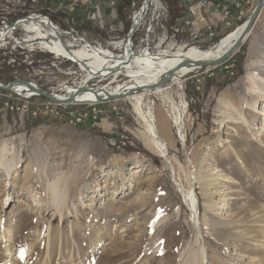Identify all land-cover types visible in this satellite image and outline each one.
Listing matches in <instances>:
<instances>
[{
  "label": "rangeland",
  "instance_id": "374dc122",
  "mask_svg": "<svg viewBox=\"0 0 264 264\" xmlns=\"http://www.w3.org/2000/svg\"><path fill=\"white\" fill-rule=\"evenodd\" d=\"M60 1L0 0V27L33 10L48 12L62 28L75 25L61 6L49 9ZM133 1L140 0L119 1L128 27L127 16L136 11ZM257 2L244 4L241 20L250 17ZM81 12L75 16L79 30L99 36L102 31L81 20ZM233 26L215 30L201 48L215 46L213 40L238 27ZM21 27L0 49L2 81L21 77L59 89L83 77L78 63L61 67ZM253 63L264 76V8L228 61L171 78L161 90L144 95L143 109L156 116L170 159L148 143L146 122L134 100L124 96L98 104L96 118L89 114L83 122L74 116L87 106L77 103L73 113L56 116L37 110L38 98L28 111L0 112V147L6 143L11 150L10 170L0 165V264H193L198 255L191 246L192 209L179 185L189 188L183 172L189 167L197 176L193 183L208 264L264 260L256 249H264V221L259 239L244 237L245 232L257 235L256 218L264 213V102L243 103L247 67ZM128 79L121 76L113 85ZM225 91L243 105V119L235 112L236 119L228 117L231 109L220 102ZM56 179L61 182L53 195L49 185Z\"/></svg>",
  "mask_w": 264,
  "mask_h": 264
},
{
  "label": "bare ground",
  "instance_id": "6f19581e",
  "mask_svg": "<svg viewBox=\"0 0 264 264\" xmlns=\"http://www.w3.org/2000/svg\"><path fill=\"white\" fill-rule=\"evenodd\" d=\"M248 20V19H247ZM243 24L239 25L233 31L228 33L224 36L221 40L217 42L215 46L210 49H202L198 45L192 44V46H187L185 44H178L175 47L170 46L167 49H161L160 54L152 55V56H138L135 58L133 62H130L127 66L124 73H126V77L129 79L125 82H119L117 85H113L119 79L118 77L122 75V73L116 71L115 75L109 78V73L113 72L114 70L107 71V66H109L112 62L116 64L124 65L125 61L127 60V56H116L112 55L111 50L107 48H102L100 46H96L93 43H88L87 47H79L75 45L68 44L63 38L62 32L54 29L52 26L49 25V21L45 19L44 16H30L24 17L19 19L14 24L16 25H9L4 28H0V46L5 44L8 40L11 33L9 30L20 26H24L25 30L29 33L34 34L33 36L30 35V39H37L41 41L40 47L48 52H62L65 57L73 60H79V67L83 71L84 75L80 81L74 82L71 85H67L64 83L63 86L59 89L57 88H50L49 91L53 92L57 97L61 98L62 100H66L68 96L73 94L78 87H84L89 84L92 88L99 87L98 93H95L94 90H86L79 92L77 95V100L80 102H92L98 100L99 96H106L107 93L112 94H120V96H124L128 99L134 100V105L138 114L144 119L146 122V131L144 133V137L149 141L148 143L152 145L157 151H159L162 155H166L168 159L169 154L167 152L166 142L162 140V136L155 126L157 124V120L155 122L156 116L149 110L145 112L143 109L144 103V95L150 93L151 91L161 90V86H157L156 88H150L151 85L159 82L162 76L168 72L171 68L175 66H179V64L184 60V58H188L190 60H210L216 59L222 54H224L233 44L236 42L238 37L240 36L243 28L246 25V21ZM47 24L49 25L48 28ZM22 28V27H21ZM22 28V29H24ZM46 28V29H44ZM61 30V28H60ZM58 37V38H57ZM97 37V36H96ZM95 37V38H96ZM124 58V59H123ZM132 61V60H131ZM258 64L253 63L252 65L249 64L248 72L246 74V93H245V100L243 101L244 104H248L253 107H257L258 103L264 102V76L260 75L257 72ZM121 67H119L120 69ZM118 69V67H117ZM198 69H202L200 66L186 64L183 68L179 69L175 75L172 77L173 79L180 80L183 76L188 75L190 73L196 72ZM258 69V68H257ZM100 74L102 80H107L109 83L105 85L93 86L92 81L96 77V74ZM1 82V81H0ZM98 85V84H97ZM245 85V84H244ZM150 86V87H148ZM142 87L143 90H137V88ZM17 92H21L22 94H33L25 85H16L14 87ZM153 89V90H152ZM133 91L131 94L129 92ZM60 93V94H58ZM63 93V94H62ZM221 105L228 108L229 111V118L236 119L234 112L241 116L242 113L240 110H243L242 107L240 108V104H236L235 95H231L229 91H225L220 99ZM242 105V104H241ZM264 105V104H263ZM262 105V106H263ZM243 106V105H242ZM261 109V112L264 114V106ZM244 111V110H243ZM239 116V117H240ZM181 116L176 117L177 123L180 121ZM238 119V118H237ZM247 119V118H246ZM246 124L248 121L244 120ZM156 123V124H155ZM181 123V122H179ZM252 125V124H248ZM16 148V146H14ZM15 150V149H14ZM11 153V150L8 148L7 144L4 143L0 147V165L4 168L10 170L9 164L7 162V156ZM171 162V168H173L174 175L176 177V170ZM183 167H181L182 171ZM184 174L188 182L190 183L189 188L185 189L183 186L180 185L182 191L184 192L185 199L188 205L192 209V217L191 220L195 226V233L192 239V248L197 252L198 259L193 262V264H208V249L205 243V239L202 234L201 229V220H200V211H199V200L197 197L196 189L194 187L193 180L197 179L196 171L193 170L191 167L188 169L184 168ZM59 180L56 179L55 181L51 182L49 185L50 192L54 195L59 188ZM61 182V180H60ZM209 207V206H208ZM263 207V206H262ZM264 213L260 210L258 212V216L256 218V233L257 235L252 236L249 233L245 232L244 237L248 239L257 238L259 239L260 233L263 230V219ZM207 222V221H206ZM262 223L261 225H259ZM209 231L211 235H214L213 227L207 222ZM259 229V230H258ZM243 237V236H242ZM243 242L238 243V248L243 247ZM258 251L259 256H263L264 249L261 247L256 248ZM17 256V255H16ZM183 258V257H182ZM264 259V258H263ZM184 260V259H183ZM262 260V259H259ZM251 263L248 264H264V260L257 262V260L250 259Z\"/></svg>",
  "mask_w": 264,
  "mask_h": 264
},
{
  "label": "built area",
  "instance_id": "2783aa9c",
  "mask_svg": "<svg viewBox=\"0 0 264 264\" xmlns=\"http://www.w3.org/2000/svg\"><path fill=\"white\" fill-rule=\"evenodd\" d=\"M119 1L120 0H61L58 6L55 7L52 5L49 9L54 8L56 10L61 6L60 8H62L67 13L66 15H69L71 20L75 23V25H71L68 28H62V35L68 44L77 47H79V45L87 47L88 43H93L96 46L111 50L113 56H127V58L133 56L131 61L133 62L135 58L138 57L135 56L136 52L143 56H152L160 54L159 52L161 49H167L170 46L175 47L178 44H185L187 46L194 44L202 47L207 43L208 39L212 38L211 36L214 35L216 29L223 26L231 27L233 24L235 25L237 23L235 22V18H237L236 14H238V18L241 20L244 4L252 2V0H226L229 3L220 6L219 4H214L212 0H179L186 8V13L184 15L191 14L188 20H184V17H182L183 15L180 17L172 16V12L166 0L133 1L132 5L135 6L136 11H134L132 17L130 14L127 16V22H129V19L131 21V25L128 27L124 19L122 20V18H120L118 12L120 5ZM107 8H109L108 11L106 10ZM233 8H236V11H233ZM81 9H84V20L92 21L102 31L95 39L90 37L88 30H79L78 28L75 16H77L76 13L78 10ZM128 9H131V6H129ZM139 9H141V14L137 26L133 28L132 23ZM42 14L49 13L33 10L29 16H43ZM44 17L48 20V17ZM9 25L10 24L5 20L4 25L0 28ZM48 27L49 25L47 24L46 28ZM58 27L61 28L60 24H58ZM127 29L128 32H126ZM15 30H17V27L16 29L13 28L9 30L11 36H9L8 40L13 38ZM88 39H90V41ZM215 40H213L211 44H214ZM40 42L41 41H39V43ZM211 44L208 43L207 46ZM3 45L0 46V49ZM49 53L54 55V58L58 60L61 67L67 65L68 61L78 63L76 60L65 57L62 52ZM12 61L16 63L17 59L12 58ZM119 65L120 64L112 62L107 66L106 72ZM126 68L127 66L122 65V68L117 70L119 73H122L119 77L126 76V73H124ZM115 72L116 71L110 72L108 77L111 78L114 76ZM94 79H96V77ZM75 82L78 83V81ZM95 82L94 80L92 81L93 86L97 84ZM36 97H38L40 101L34 105L35 102L32 99ZM15 99H22L24 103L21 106H16L14 103ZM74 104H67L65 107H62L50 99L40 97L39 95L26 94L21 97L19 94L0 89V112L4 109H17L25 112L34 105L37 107V110L43 109L45 112L61 116L66 110H69V113H73L72 109ZM98 104L100 103L97 101L80 102L79 105L87 106L89 112L86 111V107H84L81 108L82 111H79V115L74 117L79 122L85 121L89 114H95L94 116L96 118L99 112L97 107Z\"/></svg>",
  "mask_w": 264,
  "mask_h": 264
},
{
  "label": "water",
  "instance_id": "95a60500",
  "mask_svg": "<svg viewBox=\"0 0 264 264\" xmlns=\"http://www.w3.org/2000/svg\"><path fill=\"white\" fill-rule=\"evenodd\" d=\"M263 8H264V0H258L252 14L250 15V17L246 21V25L243 28L240 36L238 37L236 42L233 44V46H231L224 54H222L221 56H219L216 59H210V60H190L188 58H184V60L179 64L178 67L175 66L174 68H171L168 72H166L162 76V78L159 82L151 85V87L150 86H148V87L156 88L157 86H163L175 75V73L179 69L183 68L186 64L206 68V67H211V66H218V65H221V64L225 63L226 61H228L240 49V47L245 42L246 38L248 37L251 30L253 29V27H254L259 15H260L261 11L263 10ZM140 14H141V9H139L137 16L133 20V23H132L133 28H135L137 26ZM42 15L48 17V21H49L50 26H52L54 29L60 31V33L62 32V30H60V28L52 21V18L49 14H42ZM27 17L30 18V16H26V18ZM11 25L14 26L15 24L13 23ZM129 36H130V33H129ZM141 55L142 54H139L138 52L135 53V56H141ZM132 58H133V56L128 57L127 60L125 61L124 65H128L131 62ZM76 61L80 62L79 60H76ZM119 67H122V65L120 64L118 66V69H119ZM118 69L116 67V68H113L112 70L116 71ZM97 77L100 79L103 78L100 76V74H98ZM16 85H25L27 87V89H29L33 94H37V95L46 97V98L50 99L51 101L58 103L62 107H65L67 104L71 105L74 103H78L79 101L77 100V97H78L77 95L79 94V92L86 91V90H94L95 93H98V89H100L99 87L92 88L89 84H87L84 87H78L73 94H71L70 96H68V98H66V100H62L61 98L57 97L53 92L49 91L47 88L42 87L37 81L32 80V79H27V78H21V77L15 78V79L7 82V83H0V89L10 91V92H13L15 94L22 95V96L25 95V94H22L21 92H17V90L14 89V87ZM143 89H142V87L137 88V90H143ZM132 92L133 91L130 90L129 94H131ZM119 97H120V94L107 93L106 96H99V94H98V98H97L98 100H96V101L105 102L107 100H113V99H117Z\"/></svg>",
  "mask_w": 264,
  "mask_h": 264
},
{
  "label": "trees",
  "instance_id": "16d2710c",
  "mask_svg": "<svg viewBox=\"0 0 264 264\" xmlns=\"http://www.w3.org/2000/svg\"><path fill=\"white\" fill-rule=\"evenodd\" d=\"M174 17H180L186 13V8L179 0H166ZM244 20H239L238 25L243 23ZM235 28V27H234ZM230 32V31H229ZM226 35V34H225ZM224 35V36H225ZM223 36H219L215 42L221 39Z\"/></svg>",
  "mask_w": 264,
  "mask_h": 264
},
{
  "label": "crops",
  "instance_id": "0c3cea01",
  "mask_svg": "<svg viewBox=\"0 0 264 264\" xmlns=\"http://www.w3.org/2000/svg\"><path fill=\"white\" fill-rule=\"evenodd\" d=\"M212 2L214 3V4H219L220 6H224V5H226V4H228L229 2L228 1H226V0H212ZM233 11H236V8H233ZM185 14V13H184ZM183 14V16L182 17H184V20H188V18H190V15L191 14H187V15H184ZM172 16L174 17V15L172 14ZM79 18L82 20H84V18H83V14H82V12L80 13V15H79ZM220 28V27H219ZM218 28V29H219ZM217 30V29H216ZM90 32V31H89ZM90 36L92 37V38H95L96 36L95 35H91V33H90Z\"/></svg>",
  "mask_w": 264,
  "mask_h": 264
}]
</instances>
